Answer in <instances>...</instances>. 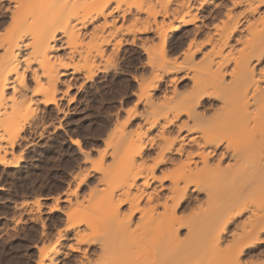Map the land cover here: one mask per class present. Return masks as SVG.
I'll return each mask as SVG.
<instances>
[{
  "label": "bare ground",
  "instance_id": "1",
  "mask_svg": "<svg viewBox=\"0 0 264 264\" xmlns=\"http://www.w3.org/2000/svg\"><path fill=\"white\" fill-rule=\"evenodd\" d=\"M14 2L0 33V166L18 165L14 144L42 129L40 111L64 116L69 92L123 45L138 41L151 73L89 159L94 186L67 194L69 225L36 264L60 263L59 244L73 239L78 264H264V0ZM180 32L188 40L172 59ZM179 73L186 94L154 95Z\"/></svg>",
  "mask_w": 264,
  "mask_h": 264
},
{
  "label": "rangeland",
  "instance_id": "2",
  "mask_svg": "<svg viewBox=\"0 0 264 264\" xmlns=\"http://www.w3.org/2000/svg\"><path fill=\"white\" fill-rule=\"evenodd\" d=\"M13 2L14 0H0V33L5 30L8 24L12 14L11 8L15 12L12 6L15 5V2ZM239 10L236 9V13ZM150 36L149 34L140 35V38L151 39L152 36ZM173 38L169 39L167 43V48H169L167 51L171 58L178 55L182 48L181 44L188 40L184 32L175 34ZM138 43L137 41L136 44ZM136 44L120 47L117 56L109 59V61L112 60L111 62L106 61L108 59L105 60L106 62L98 61L101 63L99 65L101 71L99 70L100 72H97L90 81L85 80L84 82L82 78L79 85L76 84L75 89L69 92L71 98L73 97L70 104L62 102V109L67 110L64 116L55 115L51 106L42 109L39 114L41 116L38 117L43 121L46 120L45 128L43 125L42 129L41 126L33 127L32 131L27 129L28 131L26 130L23 134L28 135L27 141L18 140L14 144V153L16 156H20L18 165L15 167L0 166V264H36L39 259V250L49 249L50 244L55 243L58 232H63V229L69 225L67 215L71 211L65 201L70 198L67 196L75 191V196L80 199L88 194L89 188L94 186L96 176L91 172L89 159H94L97 156L96 152L102 151L103 141L113 127L112 124L125 114L123 112L133 107L139 94L137 89L150 79L151 73L146 56L138 48L140 44L137 46ZM70 61L75 64H79L77 62L79 61L81 65L83 63L76 53ZM180 75L182 73L173 75L175 78L171 82L166 78L154 95L160 97L164 90L169 91L174 88L179 93L186 94V91H189L190 82L179 77ZM140 80L144 84H140ZM80 83L82 84L80 85ZM60 89L63 90V87ZM218 108H220V103L214 101L213 107L207 106V113L213 115L214 110ZM140 109L139 104L137 111ZM74 138L80 141L81 150L70 142ZM80 172L87 175L83 183L76 189L77 180L75 177ZM70 191L72 192L69 193ZM187 207L184 206L182 212L180 209L179 215L181 213L182 216L187 215ZM82 225L78 227V230L82 231L86 226ZM93 226L98 229L95 225L91 227ZM88 228L90 227L87 226L83 230L85 232L88 230L89 233ZM98 230H101V226ZM71 233L73 234V232H69L70 237ZM184 235L185 231L181 230L180 236ZM75 244L74 239L61 241L59 245L67 256L60 258V263L56 264H78L75 259L79 253L68 250ZM87 250L91 261L99 258H96L97 255H95L99 252L97 246H91Z\"/></svg>",
  "mask_w": 264,
  "mask_h": 264
}]
</instances>
